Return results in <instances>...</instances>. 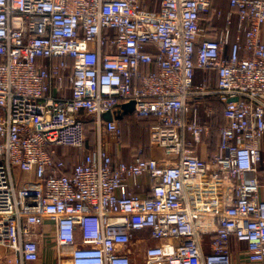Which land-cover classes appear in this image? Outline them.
<instances>
[{
    "label": "built area",
    "instance_id": "2783aa9c",
    "mask_svg": "<svg viewBox=\"0 0 264 264\" xmlns=\"http://www.w3.org/2000/svg\"><path fill=\"white\" fill-rule=\"evenodd\" d=\"M229 4L0 0V218L14 264H38L49 234L56 264H135L139 241H154L144 264H264V0ZM209 68L215 89L195 82ZM214 94L224 124L209 154L193 102ZM132 100L158 117L149 159L116 158L121 128L103 119ZM61 146L83 153L69 174ZM143 176L145 195L131 190Z\"/></svg>",
    "mask_w": 264,
    "mask_h": 264
},
{
    "label": "trees",
    "instance_id": "16d2710c",
    "mask_svg": "<svg viewBox=\"0 0 264 264\" xmlns=\"http://www.w3.org/2000/svg\"><path fill=\"white\" fill-rule=\"evenodd\" d=\"M219 0H212L213 7L217 8L220 5L216 3ZM222 1V0H220ZM228 3L229 10L231 6L229 0ZM238 16L234 13L233 17V38L237 33L238 29ZM223 25L222 20H216L214 26L219 28ZM213 26V25H212ZM214 28V27H213ZM203 79H206V86L211 89L217 88L218 75L217 70L214 68H209L207 70L196 69L195 71V82L200 83ZM194 105H198L201 109V116L204 122H207L211 126L210 135L205 137V142L208 145V153L211 154L218 149V145L221 138L220 128L224 124L223 111L225 103L220 100L218 95H206L196 97ZM211 109V113L208 115L206 112ZM119 126L121 128V135L119 137L121 141L122 152L126 153L128 160H133L136 157H141L144 159H149L158 154L159 148L155 147L151 142L150 129L152 126L158 123V117L156 115L148 116H137L135 112L128 113L118 119ZM84 127L86 133L85 147L87 149H92L96 145V123L93 118H85ZM264 145V141H263ZM68 149H75L69 147H58L56 160L63 159L66 163L63 173L69 174L72 171L73 166L81 160V157L70 158L67 155ZM264 149V148H263ZM77 150V149H76ZM157 152V153H156ZM124 159V158H123ZM125 160V159H124ZM259 177L264 180V166L263 164L259 167ZM241 243L235 240L231 243L232 249L236 250Z\"/></svg>",
    "mask_w": 264,
    "mask_h": 264
},
{
    "label": "rangeland",
    "instance_id": "374dc122",
    "mask_svg": "<svg viewBox=\"0 0 264 264\" xmlns=\"http://www.w3.org/2000/svg\"><path fill=\"white\" fill-rule=\"evenodd\" d=\"M217 8H221L224 11H228V3L226 0H222V1H218L216 3ZM91 118V117H89ZM122 151V148H120ZM159 152V151H157ZM156 152V153H157ZM82 152L80 150H76V149H68L67 150V155L70 158H76V157H81L82 156ZM17 178H19L21 176V172L20 173H16ZM6 228H7V224L5 222V219L0 218V264H14V260L12 258L11 260V251L10 249L7 247V245L5 244V240H6ZM42 257H44L45 259H48L50 264H56L57 263V254H56V250H55V241H54V237L51 236L50 234L47 236V238L44 240V242L42 243Z\"/></svg>",
    "mask_w": 264,
    "mask_h": 264
},
{
    "label": "crops",
    "instance_id": "0c3cea01",
    "mask_svg": "<svg viewBox=\"0 0 264 264\" xmlns=\"http://www.w3.org/2000/svg\"><path fill=\"white\" fill-rule=\"evenodd\" d=\"M197 148H198V151L201 152V149H200L201 147L198 146ZM263 148H264V145H263ZM263 152H264V149H263ZM201 153L204 154V152H201ZM115 156H116V158H121V159L124 158L125 160H128V156L126 155V153H123L121 151V149L118 151L117 154H115ZM263 166H264V164H263ZM139 181L142 183V185L139 186V187L136 186V185L135 186L132 185L131 186V190L132 191L139 192L142 195L147 194L148 191H149V188H150V185H149L150 184V179H149V177L143 176V177H141L139 179ZM261 194H262V198H264V190H262ZM137 236L138 237H142L143 236V233L142 232H139ZM150 243H154V241H147V242H145V241H139L137 243L138 250H139L138 251L139 256L137 258L135 257V264H144L143 250L146 247V245L147 244H150ZM239 248L242 249V250H244L243 256H244V258H246V254H245L246 245L245 244H240V246H238V249ZM38 264H50V262H49L48 259H45L44 257H41V260H40V262Z\"/></svg>",
    "mask_w": 264,
    "mask_h": 264
},
{
    "label": "water",
    "instance_id": "95a60500",
    "mask_svg": "<svg viewBox=\"0 0 264 264\" xmlns=\"http://www.w3.org/2000/svg\"><path fill=\"white\" fill-rule=\"evenodd\" d=\"M135 110V101H129L127 103H123L122 104V111H120L115 117L113 116V114L111 112H106L103 114V119L106 121H110L114 118L116 119H120L121 117H123L124 115L128 114V113H133ZM47 118H50V114L47 115Z\"/></svg>",
    "mask_w": 264,
    "mask_h": 264
}]
</instances>
